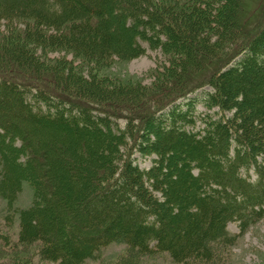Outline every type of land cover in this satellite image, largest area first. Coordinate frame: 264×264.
Segmentation results:
<instances>
[{
	"label": "trees",
	"instance_id": "16d2710c",
	"mask_svg": "<svg viewBox=\"0 0 264 264\" xmlns=\"http://www.w3.org/2000/svg\"><path fill=\"white\" fill-rule=\"evenodd\" d=\"M225 1L212 38L209 11L196 6L0 0V210L18 227L15 245L38 244L47 264H84L118 241L177 264H214L264 217V24L239 41L240 0ZM141 41L199 69L204 54L236 46L123 128L114 108L94 103L124 89L72 81L39 56L70 51L105 63L144 54ZM206 86L201 102L216 110L202 115L190 95ZM136 153L155 156L152 165L141 167ZM25 187L31 203L18 206Z\"/></svg>",
	"mask_w": 264,
	"mask_h": 264
},
{
	"label": "rangeland",
	"instance_id": "374dc122",
	"mask_svg": "<svg viewBox=\"0 0 264 264\" xmlns=\"http://www.w3.org/2000/svg\"><path fill=\"white\" fill-rule=\"evenodd\" d=\"M156 3H164L170 8H177L183 11L196 6L200 11H209L207 26L212 38H216V26L219 19V6H223L225 0H154ZM240 7V8H239ZM239 15L241 28L239 32L243 40L249 33L256 32L258 27L264 24V0H240ZM236 9V12H238ZM242 15V16H241ZM236 28V27H235ZM2 30L4 28L2 27ZM215 33V35H214ZM239 34V33H238ZM214 35V36H213ZM146 51L144 54L132 58H118L100 63L94 60H86L70 51H40L39 56L46 62L63 71V74L72 76V81L78 79L87 83L104 86L108 91L124 89L123 94H112L109 100L94 103L97 107L114 108L119 116V126L124 127L128 116L136 113L138 109L146 107L164 98L169 94H174L184 84H191L202 75L211 73V68L225 55L226 51L232 50L236 44L230 43L229 47L218 56H208L204 54L199 60L202 68L189 67L192 63L189 57L176 52H167L161 48H151L149 43L141 41ZM221 52V50H219ZM202 55V54H201ZM224 55V56H223ZM213 64V65H212ZM187 66L189 69H187ZM187 69V70H186ZM54 71L46 74V80L50 81ZM26 76L25 78H27ZM27 80V79H25ZM29 81V80H27ZM41 81V80H40ZM35 82V81H33ZM37 82V81H36ZM42 82V81H41ZM44 84V83H43ZM210 87H205L204 90ZM83 90H81L82 92ZM119 91V90H118ZM135 92L136 98L130 100L129 94ZM62 93V92H61ZM202 90L191 97L201 98ZM70 95L69 93H62ZM84 99L88 102V99ZM206 107L198 102L197 113L204 115ZM213 111V110H212ZM140 128V126H139ZM141 132V128L138 129ZM155 156L142 157L136 153V162L143 168H149ZM31 203V190L25 187L19 196L18 206H27ZM8 211L4 208L0 210V263L2 264H47L42 261L38 254V244L22 246L17 243L18 227L9 225L3 220ZM232 233L239 234L240 228L237 222L228 225ZM6 236L10 244L4 245L1 236ZM12 245L17 246V251ZM10 251H13L10 253ZM84 264H177L165 254L144 255L132 251L122 242H114L102 249L94 258L87 260ZM204 264V263H203ZM214 264H264V217L254 221L241 232L236 241L226 248L219 263Z\"/></svg>",
	"mask_w": 264,
	"mask_h": 264
}]
</instances>
